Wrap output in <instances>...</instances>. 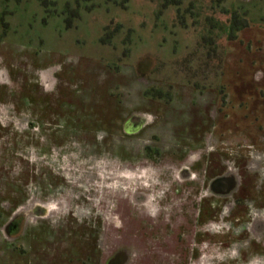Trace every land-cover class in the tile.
Returning <instances> with one entry per match:
<instances>
[{
	"label": "rangeland",
	"instance_id": "obj_1",
	"mask_svg": "<svg viewBox=\"0 0 264 264\" xmlns=\"http://www.w3.org/2000/svg\"><path fill=\"white\" fill-rule=\"evenodd\" d=\"M122 1L125 0H0V23H3L0 25V210L4 215L0 218V264H30L29 254L21 256L12 249V241L3 226L12 215L8 201L12 205L21 204L12 217L18 216L22 223L31 218V212L34 218L49 216L50 230L56 240L72 242L77 240L70 238L73 233L86 236L95 231L99 252L92 257H96V264L108 263L117 250L127 245L124 227L128 218L131 235L139 234L137 222L132 219L137 218L133 214L144 212V208L129 202L131 196L140 194L141 187L147 188L143 182L150 181L155 172L160 176L161 171L168 170L169 163H153L145 158L147 136L130 135L127 139L120 137L125 133L118 129L105 149L93 147L104 135L95 136L97 127L91 117L79 121L84 127L80 131L59 132L55 125L57 115L73 107L75 111L81 109L83 115L96 113L105 120L112 119L117 126L125 113L119 110L115 99L111 100L112 92L121 93L122 106H126L127 95L138 97L144 86L153 83L145 85L139 81L140 75L150 73L157 60L171 58L167 48L172 42L178 39L187 45L197 42L193 28L188 31L173 28L174 35H166V42L161 41L166 31L156 24L154 15L162 9L159 0H126V8L119 5ZM222 1L230 10L235 6L247 12L249 21V27L235 41H229L227 34L221 38L226 50L228 91L236 90L234 79L240 80V85H244L243 79H252L255 88L251 90L258 95L264 90V77H256V74L264 76V0ZM165 11L168 22H173L174 9L169 7ZM231 12L222 15L216 10L209 14L228 23ZM163 19L166 21L165 16ZM108 25H111L108 32H112L110 45L115 49L101 43ZM128 34L131 44L122 46L121 40ZM125 49L130 53H125ZM104 61L113 63L110 68H118L121 73L109 71ZM121 61L127 65L133 63L129 72L123 73L128 68ZM43 69H52L55 73H34ZM127 77L131 79L129 83ZM258 97L259 103L263 101ZM231 108L228 106L224 111V129L216 131L220 141L216 146L218 151L210 157V176L217 171L226 176L231 172L241 173L242 177L238 178L241 188L222 198L221 202L226 205L220 210L216 197L205 201L213 215L211 219L217 220L222 230L208 238L209 255L204 264H264V170L263 178L259 179L253 174L243 175L249 170L250 154L264 153V106L258 105L256 113L247 112L245 120L244 110ZM239 119L241 126L237 127L235 123ZM32 122H39L40 127L32 128ZM156 192L148 193L153 198L155 214L161 209L162 190ZM234 196L243 200L236 208L232 204ZM229 206L234 208L230 213ZM236 209L237 214L232 217ZM223 213L224 223L219 215ZM220 239L225 242V249L220 248ZM19 241L27 245L25 239ZM80 242V253L85 259L90 255L86 248L94 243L88 239ZM58 243L49 252L54 258L53 264H68L70 256L74 257L71 261L76 260L72 264H80L76 251L68 248L69 241ZM239 247V257L232 258L230 248L238 250ZM38 251V255L32 256L41 257V247ZM136 255L133 252L129 264L138 263ZM180 259L174 263L181 264ZM144 260L149 264L156 259ZM198 261L194 258L190 264ZM159 262L173 264L171 260Z\"/></svg>",
	"mask_w": 264,
	"mask_h": 264
},
{
	"label": "flooded vegetation",
	"instance_id": "obj_2",
	"mask_svg": "<svg viewBox=\"0 0 264 264\" xmlns=\"http://www.w3.org/2000/svg\"><path fill=\"white\" fill-rule=\"evenodd\" d=\"M159 1L162 9L159 12H155L154 15L156 24H160L161 28L166 31L165 35L161 36V41L163 43L166 42V35H174L171 30L173 28H179L180 31H188L193 28V34H195L197 42L188 45L181 42V39L172 42L169 48H167V51H170L171 58L167 61L157 60L150 73L147 74L145 72L140 75L141 80L139 81L145 83V85L148 82L153 83L149 86H144L142 91L138 93V97L136 95V97L130 94L127 95L126 106H122L124 101L121 98L122 96H120L121 93L112 92L110 96L111 100L115 99L119 110L122 109L121 111L125 113L122 123H118L117 126H114L112 119L105 120L96 113L92 115L85 113L83 115L84 112L81 109L75 111L73 107H69L68 110L56 117L58 123L55 125L59 128V132L83 130L84 127L79 121L90 117L93 120L95 119L94 123L97 129L94 130V134L95 136L103 134L104 137L98 139L93 144V147H99L102 150L112 140L115 135L114 131H117L116 129L120 130L121 133H125L120 137H127V139H129L130 135L147 136L149 139L144 147L145 158L151 160L153 163L157 161L163 164L169 163L170 165L168 166V170L160 172V176H158V172H155L150 181L143 182L148 187H141L143 190L139 192L140 194H132V200L129 202L133 201V205H136L138 208H144V212L133 214L137 218L133 217L134 219H132L133 222H137L136 232L139 234L131 235V219L128 218L124 227V232L126 233V236L124 235L125 243L127 245L117 250L106 264H129L133 252L137 253L136 256L139 259L137 264H147L144 259H156L149 264H164L159 262L160 260H171V263L176 264L174 261L176 259L179 260L180 257L182 259L181 264L184 262L190 264L194 258L199 260L197 264H204L205 259L209 255L207 254L206 246V243L209 242L208 238L210 235L216 236L220 234L222 230L220 225L216 224L218 221L216 220L215 222L211 219L213 215H210V211L207 208L208 205L205 206V201L212 196L216 197L218 202L216 206L220 210L222 205L223 207L226 205L221 202L223 197L229 196L232 190L238 187L237 192H239L241 183L238 181V178L242 177L241 173L231 172L230 175L228 174L229 176H226L224 173H218V171L213 176H210V157L218 151L216 146L220 141L217 138L219 135L216 131H220L221 128L224 129L225 127L224 111L226 107L231 106L233 110L238 107L239 110H244L246 112V114L244 113L245 120L248 117V113H256L258 105L264 106V90L261 93L258 92V95L256 94L257 92L253 93V89L251 90V88L255 87L251 81L252 79L249 81L243 79L244 85L239 84L240 80L234 79L233 83L237 84V88L233 92L228 91L229 84H226L225 80L226 50L221 45V38L226 32L213 29L216 32H213V38L210 40L208 35L210 33L209 27L203 23L195 25L192 21L191 14H199L202 19L211 16L209 10L205 12L204 10L186 12L187 18L190 19L188 21L190 24L183 26L178 21L179 17L176 6H169L171 9H174L175 18L173 22H168L167 12L165 11L169 7H163V3L175 0ZM186 1L191 2L192 0ZM125 4H127L126 0L122 1L121 4L119 3L121 7L126 8ZM220 14L226 15L222 12ZM245 15L247 16L248 13ZM164 16L166 17V21L163 19ZM246 16L245 18L247 19ZM2 24L0 23V25ZM113 24L114 22L111 23V25ZM110 26L105 27V32L101 38V43L107 46H111L109 37L112 35V32H108ZM117 26L114 29H117ZM248 27L249 22L245 28L236 33L234 39H229V41H235L239 33ZM179 35H181V32ZM121 44L125 47L131 44L129 34L123 37ZM162 47L164 48V46ZM183 52L186 55H181ZM125 53H130V50L125 49ZM107 61L104 62L107 63L109 71L121 73L118 68L111 69L110 65L114 64ZM168 61L170 62L168 63ZM132 64L127 65L123 61L122 65L128 68L123 73L129 72ZM43 71L55 73L52 69H43L34 73ZM168 72L171 75H166ZM256 77L261 79L264 76L263 74L260 76L256 74ZM256 77L254 79H257ZM130 80V78H126L127 83ZM46 87L49 88V84L46 83ZM259 95L263 99L260 103L257 101ZM134 98L136 101H134ZM236 123L237 127L241 126L240 119ZM31 125L40 127L39 122H32ZM212 146L213 148H211ZM251 154L250 160H247V168L249 170L246 169L243 175L249 176L253 174V177L256 179L263 178L264 153L253 151ZM125 160L127 161L128 159L125 158ZM237 171L240 172L239 170ZM158 177L161 181L158 180ZM259 182L261 183V181ZM40 189L45 190L44 188ZM46 189L48 190L49 188L46 187ZM147 190L148 192H146ZM151 190L154 194L157 193L156 191L161 192L162 190L161 196H159L161 209L157 214L153 212L156 210L152 204L153 198L148 194ZM232 202L233 207L236 208L243 203V200L238 196H234ZM8 204L12 215L21 205L20 203L12 205L10 201H8ZM233 207L231 206L230 209L229 206L228 213L234 209ZM193 210H195V218L192 215ZM138 211L140 212L141 210L139 209ZM237 211V209L234 210L232 217L237 214ZM47 212L49 215L48 207ZM225 213L222 216L219 214L222 217V222L226 218L224 216ZM32 214L33 212H31V218L26 219L25 223H22V220L18 216L12 217L10 215L8 220L3 224L6 227L7 237L12 241L11 247L17 254L21 256H28L29 254L30 264H35L33 260H37L38 264L40 260L42 262L40 264H53L54 258L49 253L51 247L59 245L58 242L64 243L65 241L67 243L69 241L68 248L76 251L77 260L80 264H96L94 260L96 257H92L93 254L97 256L99 252L95 231L87 233V237L80 236L79 233H73L74 236H70V238L73 237V239H77L78 241L72 240L71 242L66 239L59 241L56 240L53 232L50 230V217L34 218ZM0 218H4L1 210ZM109 222L112 224L113 219L109 220ZM21 239H25L26 246H23L22 241H19ZM87 239L91 240V243L94 244L89 249L86 248L87 251L89 250L90 255L89 257L86 255V258L83 259L78 242L81 244L80 241ZM218 244L219 246L222 245L221 249H225L223 239H220ZM40 247L42 249L41 257H36V259L33 256L40 253L38 251ZM235 249L230 248L229 255L237 259L240 255L241 247L238 250ZM220 251L218 250L219 255L221 254ZM72 258L74 257L70 256L67 260L68 264L76 261L75 259L71 261Z\"/></svg>",
	"mask_w": 264,
	"mask_h": 264
},
{
	"label": "trees",
	"instance_id": "obj_3",
	"mask_svg": "<svg viewBox=\"0 0 264 264\" xmlns=\"http://www.w3.org/2000/svg\"><path fill=\"white\" fill-rule=\"evenodd\" d=\"M170 5H174L177 8L178 12V21L181 25L187 26L190 23L188 22L190 19L187 18L186 12H193V10H204L207 8L209 11L220 10V12L224 14H228L229 11H232L229 22H221L219 19L215 18L213 15L208 16L206 18H200L199 14H191L193 24L203 23L204 25L209 27L210 33L209 39L213 38V32H216L213 29H219L226 32L228 39L232 40L236 37V33L245 28L248 25V20L245 18V14L247 12H241L240 7L231 6L232 9H228L227 6L224 5L222 0H212L207 3L205 0H192L191 2H187L186 0H175L173 2H165L163 7H169ZM208 38V37H207Z\"/></svg>",
	"mask_w": 264,
	"mask_h": 264
},
{
	"label": "crops",
	"instance_id": "obj_4",
	"mask_svg": "<svg viewBox=\"0 0 264 264\" xmlns=\"http://www.w3.org/2000/svg\"><path fill=\"white\" fill-rule=\"evenodd\" d=\"M256 241H258L257 239H255Z\"/></svg>",
	"mask_w": 264,
	"mask_h": 264
}]
</instances>
